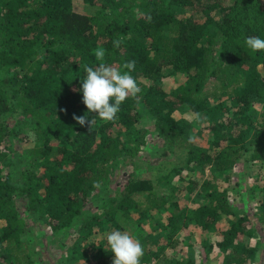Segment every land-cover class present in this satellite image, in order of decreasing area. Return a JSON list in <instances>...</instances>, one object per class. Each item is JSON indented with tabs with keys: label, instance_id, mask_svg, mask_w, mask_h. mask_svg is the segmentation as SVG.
Returning a JSON list of instances; mask_svg holds the SVG:
<instances>
[{
	"label": "trees",
	"instance_id": "trees-1",
	"mask_svg": "<svg viewBox=\"0 0 264 264\" xmlns=\"http://www.w3.org/2000/svg\"><path fill=\"white\" fill-rule=\"evenodd\" d=\"M78 1L92 14L76 12L74 0H0V264H44L40 241L26 234L28 219L52 234L78 226L87 239L120 230V212L134 211L145 220L171 209L167 224L154 221L164 237L136 236L144 253L140 264L201 263L190 245L179 258L165 257L166 249L181 245L172 237L180 223L215 234L212 244H201L221 252L223 264H259L264 240L256 247L245 242L257 229L250 223L253 212L237 208L228 188L218 191L203 177L198 186L181 173L204 176L209 168L228 181L241 160L246 168L264 170V50L253 53L244 43L250 36L264 39V0ZM98 47L113 67L135 60L131 74L142 89L110 122L82 102L83 65L100 63L93 55ZM172 75L184 81L166 92L163 80ZM210 79L221 86L202 94ZM182 109L209 115L205 147L189 142L191 124L174 116ZM86 113L96 117L90 130L73 119ZM143 118L149 129L138 127ZM155 132L163 148H183L184 164L157 179L131 172L113 198L99 196L111 173L136 161ZM174 178L179 186L172 185ZM97 181L100 187L94 188ZM159 187L165 192L159 194ZM182 189L203 204L180 207L174 199ZM260 190L254 217L264 238V184ZM92 197L104 202L96 211L85 208ZM220 217L228 219L226 230L217 228ZM103 237L96 264L113 263Z\"/></svg>",
	"mask_w": 264,
	"mask_h": 264
},
{
	"label": "rangeland",
	"instance_id": "rangeland-1",
	"mask_svg": "<svg viewBox=\"0 0 264 264\" xmlns=\"http://www.w3.org/2000/svg\"><path fill=\"white\" fill-rule=\"evenodd\" d=\"M74 10L80 14H92L94 11L93 8L88 7L87 5H82L80 1L74 0ZM183 78L178 75H172L163 80V89L166 92H170L177 88L181 83H183ZM221 85L218 80L210 79L207 84L203 87L202 94H210L214 88H219ZM181 108H187L182 106ZM255 108H260L255 105ZM193 112L189 109H182L177 111L174 116L176 119L184 118L189 124H191L193 132L196 136L195 143L200 144L205 147L207 141L210 138V133L206 128L210 126L209 115L206 112L201 113L205 118L202 123H196L193 120ZM191 121V122H190ZM139 128L145 127L149 129L148 120L143 118L138 125ZM33 138V137H29ZM146 144L143 146L145 150L140 152L139 157L137 156L136 161L131 162L130 160L125 161L124 167L117 168L111 173V180L107 187H102L98 192L99 196H107L113 198L114 194L117 192V185L119 186L124 182L129 173L135 172L139 176H144L145 178L152 177L158 178L161 175L167 174L172 168L178 169V167L184 164L182 159V154L184 152L183 148H172L166 149L163 148V143L155 133H150L147 135ZM156 143V147L155 144ZM26 145L24 148H27V141H24ZM15 148L18 151H21L22 148L17 144ZM178 163V164H177ZM232 175L229 176L228 181H224V175L215 173L214 177L209 168L205 170V175L201 176L200 173L186 172L183 171L181 175L187 177L190 175L193 182H196L198 186L201 184L202 179L210 180L217 187L218 191H222L225 188H228V195L230 198L234 195L236 197L237 208L243 211L253 212L250 216V223L257 228L251 236L245 237V242H249V246L256 247L257 242H262L264 240L262 233V226L258 223L257 219L254 217V214H257L256 205L258 204L262 191L260 187L264 184V170L260 169L258 165H253L248 168L243 164V160L239 161L237 166L232 169ZM240 174L241 176H238ZM210 175V176H209ZM178 178H174L172 185L179 186ZM184 187L185 184H182ZM165 190L162 187L158 188V193H164ZM244 192L245 194H242ZM90 199L88 201L86 209L97 210L101 206L102 199ZM176 202H179V206H187L188 208H195L203 204L204 199L199 201L195 199L191 194L186 193L184 189L180 191L179 197L174 199ZM146 206V205H145ZM144 206V207H145ZM175 211L174 209L168 210V212L161 211V215L152 213L153 217L151 219H141L138 214L134 211L129 214H122L121 212L116 215V223L120 225V230L122 232H127L133 238L136 236H161L164 237L163 228L157 227L154 224V221L160 219L163 224H167V218L170 213ZM1 225V223H0ZM110 225V222L107 223ZM28 229H26V234L31 237H36L37 241H40V247L37 246V250L41 251V260L44 264H54L58 262L59 259H63L61 264H96L100 261L103 254L98 252V243L100 239H104L103 236H107L108 233L114 231L113 228H108L99 235H92L85 238V235L79 230V227H70V229H65L59 231L56 234L45 227L44 225H39L36 220L28 219ZM107 226L104 227V229ZM229 227L228 219L225 217H220L217 228L220 230H226ZM103 237V238H102ZM172 237L175 240L181 242L180 246L168 248L165 250V257H176L179 258L187 250V246L190 245L191 249L195 252V258L199 259L201 256L200 264H223V254L219 251L208 252L207 247H203L202 242L208 241L213 243L216 239V235L213 233L205 234L201 232V229L195 224H190L187 227L183 223H180V228L176 232L172 233ZM159 238V237H158ZM159 243H163L161 239ZM82 245L83 251L82 253ZM42 246V249H41ZM262 248L258 249L259 254V264H264V254L261 251ZM198 254L200 256H198ZM42 256H44L42 258ZM59 264V263H58ZM109 264V263H107ZM113 264V263H110ZM257 264V262L253 263Z\"/></svg>",
	"mask_w": 264,
	"mask_h": 264
},
{
	"label": "clouds",
	"instance_id": "clouds-1",
	"mask_svg": "<svg viewBox=\"0 0 264 264\" xmlns=\"http://www.w3.org/2000/svg\"><path fill=\"white\" fill-rule=\"evenodd\" d=\"M122 41L116 39L113 46L120 47ZM253 53L264 50V39L258 36L247 37L244 41ZM93 55L100 63L93 67L83 65L86 75L82 79L83 103L90 113H96L100 120L110 122L115 120L123 102L129 97L136 99L142 92L136 79L131 74L136 68L135 60L125 61L120 68L113 67L105 62L106 50L102 47L93 49ZM139 101L137 100V103ZM193 120L202 123L205 119L201 113H193ZM73 119L81 126L91 129L95 118L88 119L87 113L83 116L73 115ZM191 122V121H190ZM194 133L188 137L189 142H194ZM94 188L100 187V182L93 183ZM107 243L114 254L113 264H140L143 256V247L139 240L127 232L119 230L107 234Z\"/></svg>",
	"mask_w": 264,
	"mask_h": 264
}]
</instances>
